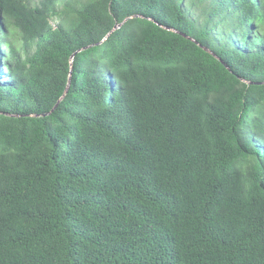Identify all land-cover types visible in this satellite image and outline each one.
I'll return each instance as SVG.
<instances>
[{"label":"trees","instance_id":"obj_1","mask_svg":"<svg viewBox=\"0 0 264 264\" xmlns=\"http://www.w3.org/2000/svg\"><path fill=\"white\" fill-rule=\"evenodd\" d=\"M0 264H264V0H0Z\"/></svg>","mask_w":264,"mask_h":264},{"label":"rangeland","instance_id":"obj_2","mask_svg":"<svg viewBox=\"0 0 264 264\" xmlns=\"http://www.w3.org/2000/svg\"><path fill=\"white\" fill-rule=\"evenodd\" d=\"M66 1H71V0H66ZM79 1V0H78ZM58 23L57 22H54V25H57ZM3 51H4V53H7L8 52V50L5 48V49H3Z\"/></svg>","mask_w":264,"mask_h":264},{"label":"water","instance_id":"obj_3","mask_svg":"<svg viewBox=\"0 0 264 264\" xmlns=\"http://www.w3.org/2000/svg\"><path fill=\"white\" fill-rule=\"evenodd\" d=\"M208 51V50H207ZM59 105V104H58Z\"/></svg>","mask_w":264,"mask_h":264}]
</instances>
